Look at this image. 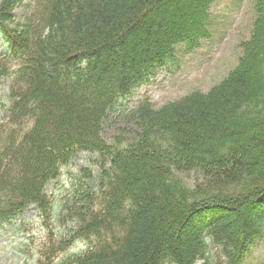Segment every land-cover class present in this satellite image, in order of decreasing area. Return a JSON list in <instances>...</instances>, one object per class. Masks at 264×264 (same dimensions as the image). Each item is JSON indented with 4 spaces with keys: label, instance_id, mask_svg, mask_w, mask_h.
Wrapping results in <instances>:
<instances>
[{
    "label": "trees",
    "instance_id": "obj_1",
    "mask_svg": "<svg viewBox=\"0 0 264 264\" xmlns=\"http://www.w3.org/2000/svg\"><path fill=\"white\" fill-rule=\"evenodd\" d=\"M215 1L0 0V76L11 80L0 122V227L30 206L61 226L73 222L48 238L41 264H241L261 237L264 0H252L248 38L218 83L160 109L139 103L126 114L137 130L124 148L102 137L108 115L175 45L190 51L208 37ZM81 151L108 166L55 206L46 186ZM191 171L189 185L182 175ZM75 239L86 252L56 260Z\"/></svg>",
    "mask_w": 264,
    "mask_h": 264
},
{
    "label": "rangeland",
    "instance_id": "obj_2",
    "mask_svg": "<svg viewBox=\"0 0 264 264\" xmlns=\"http://www.w3.org/2000/svg\"><path fill=\"white\" fill-rule=\"evenodd\" d=\"M22 14L23 6H18L14 11L16 19ZM208 17V38L199 40L198 47L192 52H186L183 44L176 45L172 62L157 69L147 84L135 89L129 98L120 100L115 110L108 115L107 124L103 125L102 137L106 143L121 149L132 142L137 127L126 114L144 98L149 100L151 107L160 109L193 91L206 93L235 67L242 52L241 44L247 40L256 17L252 0H217L210 6ZM3 48L0 45V52ZM258 67L264 74V66ZM261 83L264 86V78ZM9 85V76H0V122L8 105ZM104 165L108 166L97 152H78L61 166L60 174L46 186V192L54 205L58 206L65 196L75 190L77 193L83 192L84 188L95 183L99 167ZM83 168L91 171L90 178L84 176L82 179ZM182 176L189 185L197 178L193 171ZM79 200L78 203L82 204V200ZM35 208L30 206L0 228V264H39L40 252L47 246V239L52 235L70 233L73 222L61 226L54 217L43 219ZM52 213L55 215V212ZM83 246L84 242L77 240L66 253L76 252ZM263 263L264 224L262 235L250 248L244 264Z\"/></svg>",
    "mask_w": 264,
    "mask_h": 264
}]
</instances>
